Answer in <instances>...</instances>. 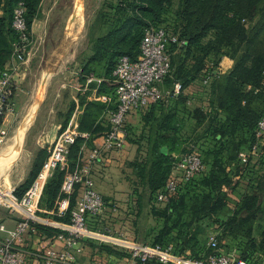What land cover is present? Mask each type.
I'll return each mask as SVG.
<instances>
[{
  "label": "trees",
  "instance_id": "16d2710c",
  "mask_svg": "<svg viewBox=\"0 0 264 264\" xmlns=\"http://www.w3.org/2000/svg\"><path fill=\"white\" fill-rule=\"evenodd\" d=\"M41 1L0 0V70L10 60L13 44L18 41V33L12 27L16 5L23 3L30 33ZM174 1L108 2L111 21L105 32L91 41L89 55L81 60L77 103L70 101L59 128L66 127L78 105L82 109L78 131L88 133L89 137L77 136L69 146L68 166L70 169L75 166L84 142L89 143L91 137L103 135L108 129L102 117L113 106L90 99L92 90L97 96H113L112 72L118 58L127 55L135 60L145 28L163 27L183 44L168 46L170 70L159 85L163 96L141 114L147 132L146 152L140 157L138 148L134 160L129 162L152 197L149 211L157 221L144 232L145 240H150L145 243L171 246L174 254L188 252V256L200 258L210 252L204 225L210 224L215 227L218 242L225 239V251L234 248L245 264H261L264 262V143L246 161L241 160L239 153L249 152L255 145L257 123L264 114V0H177L176 5ZM167 13L172 16L167 18ZM224 56L233 63L221 73L216 67ZM212 63L214 66L210 67ZM90 76L96 80L86 84ZM207 77L204 96L208 107L188 106L190 97L183 93L184 87ZM175 82L181 85L178 94H172ZM12 95L13 91L10 100ZM185 114L194 121L189 136L182 135L181 130ZM2 122L0 114V126ZM189 138L199 149L197 154L203 169L179 183L167 202L157 207L156 194L170 176L174 155L182 154L180 147L186 143L182 141ZM46 157V148L37 151L28 177L14 190L15 196L23 195ZM63 175L64 171L56 168L48 178L41 207L47 210L54 207ZM73 202L71 197L70 208ZM55 218L68 220L67 215ZM36 230L59 232L44 225H36ZM137 264L164 263L150 259L146 263L137 260Z\"/></svg>",
  "mask_w": 264,
  "mask_h": 264
},
{
  "label": "built area",
  "instance_id": "2783aa9c",
  "mask_svg": "<svg viewBox=\"0 0 264 264\" xmlns=\"http://www.w3.org/2000/svg\"><path fill=\"white\" fill-rule=\"evenodd\" d=\"M24 14L23 3L18 2L12 17V27L18 33V41L13 44V53L8 65L0 70V114L3 120L12 110L10 104V95L13 91L11 72L18 69V65L29 53L28 45L31 37L26 27ZM170 43L183 44V41L178 40L176 35L169 33L163 27L148 26L140 40L137 58L131 60L127 55L118 58L112 72L113 96H97V99L113 106L105 111L108 129L103 134L101 150L119 151L123 149L127 133L125 126L127 115L134 111H142L163 96L159 85L170 70L168 52ZM207 79L208 77L203 82L206 83ZM94 80L96 79L92 76L87 78V82ZM97 82H99L98 79ZM262 87L264 93V81ZM180 90V83L175 82L172 94H178ZM79 113L80 109L75 107L67 126L57 135L52 146L47 148L46 159L23 195L19 198L12 196V199L8 200L9 208L18 213L20 218L11 229H6L0 224V231L5 233L4 238L0 239V264H23L27 254L22 247L23 242L26 235L37 232L36 225L58 229L59 232L55 236L62 240L64 245L59 252L46 249L40 254L43 264H54L56 261L67 264L73 261L74 251L76 252L80 241L85 237L100 238L120 244L129 250L132 258L142 263L157 259L164 264H245L238 256L220 251L216 232H209L206 235V246L210 248V252L200 258H193L188 256V252L187 255L174 254L171 246L161 247L157 244L128 241L125 238H113L89 230L86 223L87 216L98 214L106 204L101 194L93 188L89 166L82 163L79 158L72 169L68 166L69 146L77 136L85 139L89 137L88 133L78 131ZM255 134L256 143L252 149L247 153H239L243 161H246L248 156L264 143V114L257 123ZM4 135V130L0 126V143ZM84 144L85 142L81 147ZM97 153L98 150H92L88 154V160H95ZM174 156L175 161L170 176L164 188L156 194V199L162 203L167 202L168 198L175 193L179 183L203 169L201 159L195 152H185ZM56 168L63 170L64 175L59 189L60 196L49 213L58 217L67 215V221L45 216L40 210V199L44 186ZM76 188H81L80 198L70 208V196Z\"/></svg>",
  "mask_w": 264,
  "mask_h": 264
},
{
  "label": "rangeland",
  "instance_id": "374dc122",
  "mask_svg": "<svg viewBox=\"0 0 264 264\" xmlns=\"http://www.w3.org/2000/svg\"><path fill=\"white\" fill-rule=\"evenodd\" d=\"M111 1L112 0L41 1L38 15L33 20L30 29L31 42L28 45L29 53L26 58L30 54L31 59L27 64V69L24 70L23 65L26 60L25 58V60L18 65V69L19 67L20 69L11 72V83L14 90L12 99L14 103L10 100L12 110L4 118L5 135L0 143L1 147L4 146L8 136H10L11 132L23 117L26 107L33 103L35 98H39L37 99L38 105L33 110L34 115L27 125L23 140L12 155L11 162L1 176L0 213L3 212L5 208H9L8 200L12 199V196H15V188L28 177L37 151L42 148H46L47 151V148L52 146L55 139H57V135L63 130H59L61 122L63 121L70 101L74 100V97H76L77 89L71 87L75 81H73L72 78L77 76L81 60L89 55L91 41L96 36L105 32L109 25L111 13L107 5L108 2ZM77 2L81 3L82 10L79 14L80 16L76 15L72 19L71 16L74 13L73 9ZM174 2L176 5L177 0ZM175 5L172 6V8H174ZM167 16V18H170L172 15L167 13ZM166 27L170 28V24ZM215 56L216 55H214V57ZM213 63L210 67L214 66L215 63ZM219 63L217 67L215 64L216 70L223 73ZM7 65L8 64L5 66ZM45 72L46 74L50 73L46 79L43 77ZM197 82L198 87H200L198 92L203 94V98L200 97L199 94L194 99L190 98L187 104L190 107L197 105L205 109L208 107L207 99L204 96L205 83L202 80H198ZM87 83L89 82H87L86 79V84ZM146 110L147 108L142 111L138 110L131 112L127 115L125 121L127 132L125 138L126 147H123V155L119 159L116 158L114 160L112 169L109 170L111 180L113 178H118L120 180L119 190L120 193L125 194L124 200L121 202L115 201L114 203L106 202L104 199L105 196L95 189L101 194L105 201L106 205L103 210L111 209V211H120L119 219L128 218L127 220H129V222L130 220L132 222L135 220L134 222L141 223V225H139L140 228L137 229L138 232L136 231V235L134 234V238L130 235L126 240L144 244H148L145 242L150 240H145L144 237L146 235H144L145 233L143 232L142 226H150L151 223H153L152 226H154L157 224V221L149 211L151 204L149 199L152 197H150L147 187L135 176L129 162L134 160L138 148L141 149L140 157L146 152V139L144 138L147 132L145 125L140 121L141 114H143L142 112ZM183 117L182 135L189 136L188 134H190L193 128L194 121L190 119L191 117L187 114ZM102 123L105 126L107 120L104 118ZM183 142L186 143H184V146H181L182 148L180 147V152H195L199 154V149H197L192 139L189 138V140L187 139L182 141V143ZM178 155L179 154H176V156ZM244 183L245 181L242 184L243 187ZM154 204L160 207L164 202L162 203L155 199ZM127 212L131 214L128 215L126 214ZM55 216L54 219H56ZM204 225L206 226L207 234L209 232H216L214 226L210 224ZM118 239L121 238L118 237ZM224 243L225 239L219 241L220 251L238 256L234 248L225 251L223 248ZM261 264H264V262H261Z\"/></svg>",
  "mask_w": 264,
  "mask_h": 264
},
{
  "label": "crops",
  "instance_id": "0c3cea01",
  "mask_svg": "<svg viewBox=\"0 0 264 264\" xmlns=\"http://www.w3.org/2000/svg\"><path fill=\"white\" fill-rule=\"evenodd\" d=\"M30 59H31V55L29 54L23 64L24 70L27 69V64ZM219 65L222 68V71L225 72L231 68L232 60L224 56L220 60ZM48 75H50V73L46 74L45 72L43 74L44 79H46ZM13 79H14V75H13ZM72 80L75 81L71 87H74V89L78 90L79 89L78 87L80 85L77 82V76L75 78H72ZM199 88L200 87H198V82L194 81L190 83L188 86L184 87L183 93L188 95L192 99H194L199 94H200L199 96L203 98V94L201 92L200 93L198 92L200 90ZM13 95H14V90H13ZM90 99H97V95L94 90H92V92L90 93ZM11 100L13 101L12 98ZM74 100L77 103L76 97H74ZM76 107L80 109V113H79L80 115L82 109L78 105H76ZM102 118L103 119L107 118L106 113H104V116ZM4 123L5 121L3 120L1 124V128L3 130H4ZM9 137L10 136H8V138ZM102 144H103V135L100 134L91 137L89 143L86 142L84 146L80 148L81 151H80L79 159L82 161V163L87 164L89 166L90 177L93 181V188L99 191L100 193H102L103 196H105L104 199L106 200V202H113V203L115 201L121 202L124 200L125 194L120 193L119 190L120 180L118 178L117 179L113 178L111 180L110 178L111 175L109 173V170L112 169L114 160L116 158L119 159L124 152L122 149L121 151L101 150ZM125 147L126 146L124 145V148ZM94 149L98 150L96 159L92 161L88 160V154L92 152V150ZM80 194H81V188H76L73 191L72 195L70 196V200L71 197H73L74 200L73 206L79 200ZM40 210H41V214L45 216H48L50 218H54L55 216L49 213L50 209L47 210L40 206ZM119 213L120 211H111V209L110 210L105 209L93 218L87 216L89 217L87 218L89 221L86 220L87 227L89 230L93 232H96L98 234H104L106 236L113 238L120 237L127 239L130 237V235H132L133 236L132 238H134V234L136 235V231L138 232L137 229L140 228L139 225H141V223L134 222L135 220H133V222L130 220L129 222V220H127L128 218L119 219ZM126 214L130 215L131 213L127 212ZM19 218L20 216L18 215V213L12 211L9 208H5V210H3V212L0 213V224H2L6 229H11L14 227L15 223ZM152 225L153 223H151L150 226L148 225L142 226L143 232H145L149 227H152ZM55 235L56 234L47 231H43V232L38 231L34 234L26 235L22 247L27 252V254L25 256L23 264H43V259L40 257V254H42L46 249H54L55 251L58 252L61 251L64 248L63 242L62 240L57 239ZM4 236L5 233L0 231V239L4 238ZM54 264H63V263L56 261ZM67 264H137V260L132 258L129 250L121 246L120 244H115L111 241L102 240L100 238L85 237L80 241V244L78 245L76 252L74 251V260L68 262Z\"/></svg>",
  "mask_w": 264,
  "mask_h": 264
},
{
  "label": "bare ground",
  "instance_id": "6f19581e",
  "mask_svg": "<svg viewBox=\"0 0 264 264\" xmlns=\"http://www.w3.org/2000/svg\"><path fill=\"white\" fill-rule=\"evenodd\" d=\"M80 4H81L80 2L75 3L74 9H73L74 13L71 16L72 19L74 16L79 15L81 13L82 6ZM37 99L39 98H35L33 103H31L27 107L23 117L21 118V120L18 122V124L12 131L10 137L5 142L4 146L2 147L0 146V179H1V176L4 174L5 170L7 169L8 164L11 162L12 155L14 154V152L20 145L21 141L23 140L27 125L28 123H30V120L33 118V115H34L33 110L38 105Z\"/></svg>",
  "mask_w": 264,
  "mask_h": 264
}]
</instances>
